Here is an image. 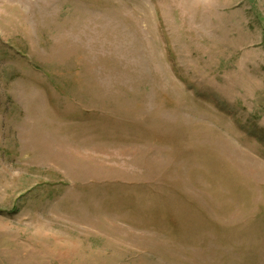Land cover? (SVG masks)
Here are the masks:
<instances>
[{
    "label": "rangeland",
    "instance_id": "1",
    "mask_svg": "<svg viewBox=\"0 0 264 264\" xmlns=\"http://www.w3.org/2000/svg\"><path fill=\"white\" fill-rule=\"evenodd\" d=\"M0 264H264V0H0Z\"/></svg>",
    "mask_w": 264,
    "mask_h": 264
}]
</instances>
